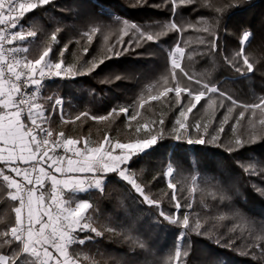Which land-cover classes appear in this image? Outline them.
<instances>
[{"label": "trees", "instance_id": "1", "mask_svg": "<svg viewBox=\"0 0 264 264\" xmlns=\"http://www.w3.org/2000/svg\"><path fill=\"white\" fill-rule=\"evenodd\" d=\"M210 2L220 5L226 0H201L200 3L180 5L176 16L172 15L169 0H52L50 4L26 13L20 23L38 33L37 38L31 40L29 44L30 58L39 57L43 48L51 43V33L60 27L58 43L53 45V52L58 56L59 49L67 44L68 50L63 57L65 64L82 66V71L88 67L86 62L92 61L93 58L98 62L104 58L109 46L116 45V50H120V45L116 44L120 38L119 26L116 25L111 29H105L103 35L95 34L90 44L86 39L80 38V33L90 27L91 20L107 24L111 22L110 15L114 14L149 30H158L160 24L170 20L185 25V31L169 32L167 36L161 38L158 45L150 42L143 47L131 48L119 57L105 59L104 63L91 74L78 75L75 78H58L52 83H47L43 88L45 106L51 111L53 101L61 97L64 100L62 109L64 119L73 121L62 123L58 110H55L51 127L54 133L63 131L66 137H87L93 143L102 141L105 135L113 141L126 143L147 135L143 130L137 133L135 129L138 126L163 119L164 138L159 139L158 144L133 166L137 174L141 169L144 170L142 182L148 184L146 190L149 194L161 201L160 208L140 204L131 197L125 200L128 211L136 219L137 234L148 242L152 251V255L142 256L141 259L153 262L166 261L170 254L174 255L178 233L183 231L182 228L167 222L157 223L162 219L158 215L160 209L167 213H175L174 203L169 199L172 189L167 187L168 178L161 175L172 158L178 161L172 182L177 185V198L182 205L180 214L190 213V221L194 222L198 213L202 223L207 220L204 228L209 229L204 236L189 232L181 243L182 247H186L187 243L191 242L189 264L209 262L218 264L220 260L226 264H264V259H260L258 255H251L252 251L258 250L248 249L243 238H236L231 247L226 245L229 237L237 236L228 230L235 221L226 219L217 222L212 219L220 212H227L228 208L223 205L217 207V201L210 195V183H214L210 178L224 179L230 186H234L231 187L232 205L257 222L258 226L264 222V196L253 187L254 185L264 187V173L248 175L236 163L240 161L242 164H248L258 161L264 165V140L257 137L255 143L248 144L243 149L231 153L228 151L235 135L240 134L247 139L252 130L250 118L256 126V131H260L258 121L264 118V113L256 109L255 117H251V110L245 111V118L236 125L234 133L232 126L238 113L243 109L232 106L230 101L216 94H207L188 115L187 123L194 124L197 121L201 124L207 123L208 133L215 135V129L219 128L220 121L228 114L227 108L233 107V111L228 114V123L224 125V132L219 134L220 139L217 143L188 145L186 140L175 141L168 134L179 118L181 108L175 102L174 93H169L167 97H162L158 101L148 99L149 96L163 90L164 85L160 78L169 66L168 51L177 43L185 48L182 66L202 82L215 84L238 103H255L264 97V0H231L232 3H239L241 6L231 8L220 22L218 53L209 52L206 43L201 42L211 38L201 29L206 24L215 23L211 11L201 6ZM101 7L106 10L104 15L99 14ZM201 17L204 18L202 21ZM189 23L193 27H187ZM245 31L253 34L245 43V52L254 63V71L247 76H240L225 63L224 57H231L234 52L239 51L240 40ZM130 35L134 38V34ZM123 40L128 41L129 36H124ZM84 48H88L87 54L84 53ZM189 53L195 54L189 58ZM116 76H121L122 79L116 80ZM208 95L215 101L211 107L206 103ZM47 97L53 99L49 101ZM141 99L146 101L143 108L139 107ZM220 104H223V107H219ZM121 107H127L129 113L117 112L105 121L91 119V116H106L112 109ZM137 111L139 112L137 119L130 120L129 116ZM85 112L89 113L88 117L82 116L80 120H74L76 115ZM196 136L193 130L192 138L195 139ZM205 138L210 139V136ZM178 144L181 145L179 150ZM0 167H4L3 163H0ZM197 170L199 175L196 176L194 185L193 176ZM153 175H157L158 179L153 180ZM45 184L46 192H50L51 182L45 181ZM193 187L196 189L194 192ZM7 193L8 190L0 179V231L11 227L15 222L16 204ZM105 193L111 195L102 196L93 190L74 196L73 200L88 199L95 203L99 209L93 214L97 228L108 223L127 222L125 211L116 199L119 195L127 196L125 185L113 180L106 185ZM188 203L192 204L191 209L187 207ZM205 204L208 206L204 207ZM248 242L252 243V238H249ZM12 247H16L15 243ZM9 249L10 246L3 244V238H0V252L7 254ZM128 249L129 244L121 237H110V234L105 233L104 237H96L83 246L76 245L70 251L73 255L81 254V264H115V260L121 257L134 259L128 253ZM84 255L88 258L84 259Z\"/></svg>", "mask_w": 264, "mask_h": 264}, {"label": "snow or ice", "instance_id": "2", "mask_svg": "<svg viewBox=\"0 0 264 264\" xmlns=\"http://www.w3.org/2000/svg\"><path fill=\"white\" fill-rule=\"evenodd\" d=\"M51 2L52 0H0V162L4 165L0 167V179L6 186L11 200L18 201V206L14 209V224L0 231L3 244L10 246L7 254L0 252V264H81V254L73 255L70 251L72 246L76 244L83 246L96 237H104L105 233L110 234V237L119 236L128 243V253L134 258L128 260L121 257L115 260V264H189L191 242L189 241L186 247H182L181 243L189 232L204 236L207 235L209 229L204 228L207 220L202 223L198 213L194 222L190 221V213L180 214L182 205L177 198V185L172 182L178 161L170 158L165 170L161 173L168 178L167 187L172 189L169 199L174 203L175 213H167L160 209L158 215L162 219L157 221L158 224L167 222L183 229L178 233L174 255L170 254L166 261L153 262L141 259L142 256L152 255V251L148 242L137 234L136 219L131 216L125 203L127 197H131L133 201L140 204L160 208L161 201L150 195L146 190L148 184L142 182L144 170L141 169L137 174L133 166L158 144L159 139L164 138V120L146 122L138 126L135 131L139 133L143 130L147 135L133 142L113 141L105 135L102 141L93 143L87 137H66L63 131L54 133L50 113L46 115L49 110L38 97L45 78H67L91 74L100 64L104 63L105 59H110L112 56L119 57L131 48L143 47L150 42L158 45L161 38L167 36L169 32L182 33L185 31V25L170 20L160 24L158 30H149L114 14L110 15L111 22L107 24L103 21L91 20L90 27L80 33V38L86 39L90 44L95 34L103 35L105 29H111L116 25L119 26L120 37L116 44L120 45V50H116V45L109 46L104 58L98 62L95 58L86 62L88 67L82 71V66L65 64L63 57L68 50L67 44L59 49L58 56L53 52V45L58 43L60 27L51 33V43L43 48L39 57L30 58L29 44L31 40L37 38L38 33L30 27H25L20 21L26 13ZM200 2L201 0H169L173 16L177 15L180 5ZM201 6L211 11L215 21L211 25L206 24L201 29L211 37L201 42L206 43L209 52L218 53L217 40L218 30L221 27L220 22L231 8L241 5L226 0L220 5L210 2L201 4ZM105 12L103 7L99 9L100 15H104ZM203 19L201 17L200 21ZM187 27H193V25L189 23ZM130 33L134 34V38ZM252 35L250 31H245L240 40L239 51L234 52L231 57H224L225 63L240 76H247L254 71V63L250 61L249 55L245 52V43ZM124 36H129V40L124 41ZM83 51L87 54L88 48H84ZM194 54L189 53V58ZM184 56L185 48L180 43L169 49V66L160 78L163 81V90L148 97L149 100L158 101L162 97H167L169 93H174L175 102L181 108L179 118L176 119L175 125L168 134L175 141L186 140L188 145H205L219 141V134L224 132V125L228 123V114L233 111V107L227 108L228 114L224 115L219 128L215 129V135L208 133L207 123L201 124L199 121L194 124L187 123L188 115L205 99L207 94H216L230 101L232 106H239L243 109L238 113L235 124L232 126L234 133L236 125L245 118V111L251 110V117H255L256 109L264 113V97L259 98L255 103H238L236 99L215 84L202 82L201 79L186 71L181 64ZM115 79L120 80L122 77L116 76ZM46 99L51 101L53 98L47 97ZM145 103L146 101L141 99L139 107L143 108ZM206 103L209 107L215 104L211 95L207 96ZM218 106L223 107V104ZM57 107L61 108L62 123L73 122L64 119L61 98L55 99L52 105L53 109ZM117 112L128 114L129 109L127 107L114 108L106 116H91V119L105 121ZM138 115L137 111L131 114L129 119L136 120ZM82 116L88 117L89 113L78 114L74 120H80ZM249 123L252 130L247 139L240 134L235 135L229 144V153L255 143L257 137L264 140V118L258 121L261 126L259 132L256 131L251 118ZM193 130L197 134L195 139L192 138ZM207 136H210V139H206ZM180 147L181 145L178 144L177 150ZM58 149L63 150V155ZM236 163L248 175L264 173V165L258 161L248 164H242L240 161ZM44 164H47V168L42 166ZM57 173L60 176H57ZM198 175L197 170L196 175L193 176L194 185ZM152 179L156 180L158 176L153 175ZM113 180L125 185L127 196L119 195L116 199L125 211L127 222L108 223L97 228L93 214L99 209L93 201L73 200L71 197H65V193H86L93 190L98 191L102 196L111 195L105 193V188ZM210 180H214V183H210V195L214 201H217V207L223 205L228 208L227 212H220L212 219L217 222L226 219L235 221L228 230L236 233L237 236L229 237V240L225 242L226 245L231 247L236 238H243L248 249L258 250V252L252 251L251 255H258L260 259H264V222L258 226L257 222L232 205L231 187L234 186H230L226 180L218 177H212ZM45 181L51 182L50 192H46ZM253 187L264 196V187L255 185ZM195 190L193 187L192 191ZM236 192L239 193L238 188ZM207 206L204 205V207ZM187 207L191 209L192 204L188 203ZM249 238H252V243L248 242ZM14 243L16 247H12ZM83 258L88 257L84 255ZM218 264H226V262L220 260Z\"/></svg>", "mask_w": 264, "mask_h": 264}, {"label": "built area", "instance_id": "3", "mask_svg": "<svg viewBox=\"0 0 264 264\" xmlns=\"http://www.w3.org/2000/svg\"><path fill=\"white\" fill-rule=\"evenodd\" d=\"M182 61V60H181ZM76 77V76H75ZM75 77H67V78H75ZM58 78H64V77H57V78H45V80H44V82H43V86H42V88H41V90H40V92L38 93V97L40 98V101L43 103V101H44V96H43V88H44V86L47 84V83H52L53 81H55L56 79H58ZM29 91H32V89H29ZM57 98H61V97H57ZM56 98V99H57ZM62 99V98H61ZM54 102H55V100H54ZM54 102H53V104H54ZM62 109H63V99H62ZM55 110H58V113H59V116H60V118H61V108L60 107H57V108H55V109H51V111H49L48 113H46V115H48L49 113H50V121H51V119H52V116H53V114H54V112H55ZM58 151L63 155V150L62 149H58ZM46 164H44V165H42L43 167L45 166ZM12 175H14V174H12ZM17 179H21V178H19V177H17ZM3 182V181H2ZM51 190V189H50ZM81 194H83V193H75V194H71V193H65V197L67 198V197H71V198H73L74 196H78V195H81ZM15 203H16V207L18 206V201H14ZM76 245H78V244H76ZM76 245H73L72 247H74V246H76ZM71 250V249H70Z\"/></svg>", "mask_w": 264, "mask_h": 264}, {"label": "rangeland", "instance_id": "4", "mask_svg": "<svg viewBox=\"0 0 264 264\" xmlns=\"http://www.w3.org/2000/svg\"><path fill=\"white\" fill-rule=\"evenodd\" d=\"M45 99V98H44ZM54 102V101H53ZM43 103H44V101H43ZM63 103H64V100H63ZM118 151V150H117ZM47 168V167H46ZM57 176H60V174H58L57 173ZM61 178H63V177H61ZM73 199V198H72ZM16 204V203H15Z\"/></svg>", "mask_w": 264, "mask_h": 264}, {"label": "crops", "instance_id": "5", "mask_svg": "<svg viewBox=\"0 0 264 264\" xmlns=\"http://www.w3.org/2000/svg\"><path fill=\"white\" fill-rule=\"evenodd\" d=\"M0 163H2V162H0ZM45 166L47 167V165H45ZM45 166H44V167H45Z\"/></svg>", "mask_w": 264, "mask_h": 264}]
</instances>
